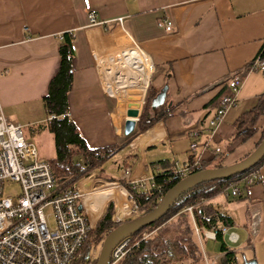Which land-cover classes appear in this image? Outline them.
Returning <instances> with one entry per match:
<instances>
[{"label": "crops", "instance_id": "0c3cea01", "mask_svg": "<svg viewBox=\"0 0 264 264\" xmlns=\"http://www.w3.org/2000/svg\"><path fill=\"white\" fill-rule=\"evenodd\" d=\"M91 11L100 24H91ZM119 17L124 18L122 23L117 21ZM165 18L172 20V31L161 25ZM65 32H73L75 51L69 114L90 147L113 145L122 139L124 123L123 127L117 123V97L129 93L124 83H130L129 87L135 83L125 81L127 74L135 76L148 69L147 95L152 103L147 111L151 116L175 109L104 166L107 176H113L106 173L110 164L121 178L127 161L133 164L134 177L139 178L151 176L153 166L162 160L173 168L175 163L188 162L194 154L190 130L202 128L200 140L210 138L209 120L217 107L213 101L232 76L244 75L245 67L264 44V0H0V100L7 118L29 133L30 128L48 121L44 96L59 68L58 47ZM115 53L120 55L118 64H124L123 73L117 75V91L110 87L113 78L108 65ZM262 82L258 75L249 76L237 105L219 125L213 147L198 152L202 161L213 165L219 153L226 152L223 163L231 166L257 149L264 136V111L257 120V131L246 140L236 138V122L264 95ZM163 92L164 100L154 105ZM36 134L39 132L31 135ZM214 147H220L221 152ZM260 169L261 180L242 186L240 195L233 196L228 187L207 201L230 216L233 225L221 233L222 240L195 233L206 264H231L224 259L222 241L236 252L232 264L249 260L264 264V163ZM119 183L97 175L77 183L82 208L93 226L111 200L116 201L117 221L118 198L113 191L122 188ZM98 203H102L101 209L94 216ZM230 233L236 234V240L230 239Z\"/></svg>", "mask_w": 264, "mask_h": 264}, {"label": "trees", "instance_id": "16d2710c", "mask_svg": "<svg viewBox=\"0 0 264 264\" xmlns=\"http://www.w3.org/2000/svg\"><path fill=\"white\" fill-rule=\"evenodd\" d=\"M74 34L73 32H65L61 35L59 41V56L60 64L56 74L52 77L48 93L44 96L47 115L54 114L56 117L46 123H41L29 129L31 134L42 132L48 129L53 138L54 156L49 160L52 165L53 172L58 182L57 191L64 189H73L77 183L84 177L88 176L93 171L98 177H104L108 181H119L125 183L121 178L107 176L105 174V164L110 158L123 149L140 134L149 129L156 121L161 118L169 117L176 111L172 107L165 114H158L151 116L147 109L152 103L151 97L147 95L143 111L139 120L137 121L135 130L129 135H125L116 144L104 147H90L81 132L79 131L75 122L67 115L69 112L68 95L73 86L74 75ZM264 59V44L262 45L257 56L244 69L242 76L248 73L252 63L257 57ZM264 73V70L262 71ZM230 80V79H229ZM231 92L228 83L225 84L223 92L213 103L219 106L220 100L224 95ZM216 107V109H217ZM264 95L260 97L258 104L250 111L244 113L236 122V138L248 139L255 131H257L256 123L260 115L264 111ZM264 139V136H263ZM263 139L259 143H262ZM221 152V151H220ZM213 165L211 163L202 161V169L222 168L226 167L223 161L227 156L226 152L219 153ZM192 162V159L189 160ZM264 163V158L251 169L232 176L227 179L210 181L198 184L187 188L178 193L171 201L169 208L165 215L156 222L142 228L136 233L132 234V238H137L143 231L153 232L148 238L144 239L137 247L134 248L129 257L123 259L120 264H152V259L162 258L163 264H169L167 259L170 256L176 258L178 256H192L195 258L199 254L200 260L203 262L202 252L199 243L195 237V229L192 223L191 214L187 208L194 206V217L199 224L206 227H212L218 223L225 226H232L233 219L221 214L212 207L207 201L234 184H240L241 188L248 185L241 184L242 178L255 168H259ZM133 164L124 162V167H131ZM176 165V163H175ZM155 166H159V170H154ZM152 182L157 186H151L148 190L142 188L134 189L131 185L125 184L126 188L133 196L138 208L136 215L138 218L146 216L153 212L157 206L163 201L167 192L183 178L175 171L169 161L162 160L153 166ZM201 169V170H202ZM195 167L191 173L198 172ZM161 186V190L158 188ZM240 193L238 195H240ZM237 195V196H238ZM116 201L111 200L107 203L106 208L98 220L97 224L90 231L88 239L82 249V256L76 259L72 264H96L98 258L89 259L91 252L103 243L106 236L119 226L134 220L133 215L127 219L126 222L116 221ZM137 218V219H138ZM180 228V229H179ZM187 233L189 236H184ZM217 238L222 240V234L219 232ZM222 251L225 252V261L228 263L236 262V252L230 250L225 242L222 241ZM168 257V258H167Z\"/></svg>", "mask_w": 264, "mask_h": 264}, {"label": "built area", "instance_id": "2783aa9c", "mask_svg": "<svg viewBox=\"0 0 264 264\" xmlns=\"http://www.w3.org/2000/svg\"><path fill=\"white\" fill-rule=\"evenodd\" d=\"M89 18L91 24L101 23L93 11L89 12ZM123 19L119 17L117 21L122 23ZM161 25L167 31L173 30V22L169 18L162 19ZM256 70H264V59L260 56L252 63L248 74ZM244 79V76L235 74L228 81L231 92L221 98L209 120L210 138L200 140L202 128L189 131L190 148L194 154L192 162H185L181 166L176 163L175 171L181 178L188 176L195 167L199 171L202 169V157L198 152L202 153L213 147L212 139L219 125L226 113L237 105ZM63 115L70 117L69 112ZM55 117L51 114L47 120L51 121ZM214 149L216 152L221 151L220 147ZM95 176V171L88 175L89 178ZM151 177L135 178L131 167L122 169L121 179L125 183L120 182L119 185L126 191L131 208L122 218H117V221L126 222L138 208L125 184L134 189L148 190L151 186H157ZM261 178L259 167L247 173L240 183L251 185ZM7 180L20 184L21 193L18 196L13 198L3 195V186ZM57 186L51 163L40 157L36 144L26 136L24 127L7 118L0 100V264H72L82 256V249L94 226L83 208H80L81 191L78 185L60 192L57 191ZM240 186L239 183L230 186L233 196L240 193ZM158 188L161 190V186ZM47 208L51 209V214L46 213ZM194 210V206L187 208L196 234L216 238L219 232H227V226L222 223L210 228L199 224L195 220ZM150 235V232L143 231L135 239L131 235L122 239L112 249L108 264H120ZM230 239L236 240V234L230 233Z\"/></svg>", "mask_w": 264, "mask_h": 264}, {"label": "water", "instance_id": "95a60500", "mask_svg": "<svg viewBox=\"0 0 264 264\" xmlns=\"http://www.w3.org/2000/svg\"><path fill=\"white\" fill-rule=\"evenodd\" d=\"M165 93H161L157 99L153 101L154 105H158L164 100ZM145 103V98H144ZM143 106L138 105L136 102H130L128 104L127 115L124 122V134L129 135L135 128L137 121L142 113ZM264 158V139L257 149L251 153L246 159L222 168H207L198 172L190 173L183 178L180 182L174 185L165 195L163 201L157 206V208L150 214L125 223L109 233L103 241L100 255L96 264H108L109 257L114 246L119 243L125 237H128L142 228L156 222L163 217L169 208L172 199L181 191L186 190L189 187L215 181L227 179L232 176L243 173L252 167L256 166ZM82 208V205H80ZM245 264H257L256 260L246 261Z\"/></svg>", "mask_w": 264, "mask_h": 264}, {"label": "rangeland", "instance_id": "374dc122", "mask_svg": "<svg viewBox=\"0 0 264 264\" xmlns=\"http://www.w3.org/2000/svg\"><path fill=\"white\" fill-rule=\"evenodd\" d=\"M128 39L130 40V38H128ZM130 42L132 43L130 46H133L134 42L132 40H130ZM137 55H140V53L138 52ZM119 57H120V55H118L116 53L113 54L112 57H110L109 64H108V65H110L109 68H110V71L112 73V78H113L112 79L113 84L110 85V87L115 86L116 91H117V83H118L117 75L120 76L121 73H123V67H124V64H118ZM123 61H125V60H123ZM251 74L252 75H258V76H260L263 79V82L260 85V90L264 91V73L262 71H259V70L251 71L247 75V77H245V79L243 80V85L241 87V90H242L246 80L249 78V76ZM148 86H147V90H146V93H145V96H144L145 97V101H146ZM142 104L144 105L145 103H142ZM122 125H121V127H123ZM24 132H25L26 136L28 138H30L32 141H34V143L36 144L37 149H38V153H39L41 158L50 159V158H52L54 156L55 151H54L53 138H52L51 133L48 130H45L42 133L36 134L35 136H32L28 132V129H24ZM113 157L110 158L108 161H110L111 159L113 160ZM119 158H122V153H120ZM112 165H114V164H112ZM109 166H110V164L109 165L107 164V172L106 173L111 174V175L115 176L116 178H118L117 177V174H118L117 169H116L115 173L113 172L114 171L113 169H115V166H114V168H110ZM209 167H210V165L207 166V168H209ZM144 175H146V174H144ZM146 176H149V175H146ZM20 193H21V186H20L19 183L15 182V181H12V180L5 181L4 186H3V195L5 197H13L14 198V197L18 196ZM113 194L118 198L117 218H122L127 213V212H125V209L128 206V203H127V201L125 200V197H124L125 196V192H124V190L122 188H120V189H117V191L116 190L113 191ZM109 195H110V192L109 193H105V196L102 197L103 200L106 199V197H108ZM102 203H100V204L98 203V207L95 206L96 208H95L94 216H96L100 212ZM46 213L47 214H51V209L47 208L46 209ZM134 215H135L134 216V220H135V219L138 218V216L136 214H134ZM150 233L152 234L153 232H150ZM183 234L186 237L189 236L187 233L185 234V232H183ZM102 244H100L98 247H96L91 252V255H90L89 259H91V258L94 259V258H98L99 257L100 252H101V248H102ZM208 254H210L209 251H208ZM168 257H167L168 258L167 261L169 262V264H206L204 262V258L203 257L202 258H203V262L204 263L200 260L201 256L199 254H196L195 258H193L192 256H190V257H188V256H182V257L178 256L176 258L172 257L170 259V256H168ZM163 262H164V259H162V258L152 259V264H163Z\"/></svg>", "mask_w": 264, "mask_h": 264}, {"label": "bare ground", "instance_id": "6f19581e", "mask_svg": "<svg viewBox=\"0 0 264 264\" xmlns=\"http://www.w3.org/2000/svg\"><path fill=\"white\" fill-rule=\"evenodd\" d=\"M136 47L139 49V52L141 53V55H144L143 51L137 45ZM125 76H126L125 81L134 80L135 83L132 87H129L131 85L130 83L129 84L124 83V85H127L126 89L129 90V93H126L121 97H117L118 98V110H117L116 119L118 120L117 123L120 126L122 123L125 122L126 118H128L127 109H128V104L130 102H136L138 105H142L143 99L145 96L146 87H147L149 71L147 68H143L138 74H135V76L129 75V74ZM131 88H135L136 90L135 94L130 93ZM124 192H125V196H124L125 200L128 203V206L125 209V212H128L129 209L131 208V202L128 200L125 190Z\"/></svg>", "mask_w": 264, "mask_h": 264}]
</instances>
